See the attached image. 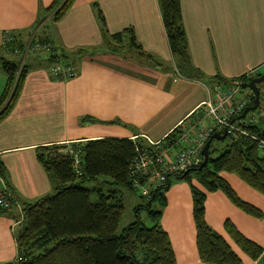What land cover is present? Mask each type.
Masks as SVG:
<instances>
[{"label": "crops", "instance_id": "crops-1", "mask_svg": "<svg viewBox=\"0 0 264 264\" xmlns=\"http://www.w3.org/2000/svg\"><path fill=\"white\" fill-rule=\"evenodd\" d=\"M53 2L0 0V57H22L20 63L26 71L14 107L0 121V163L19 208L53 192L49 175L36 159L38 147L61 146L67 152L75 144L103 138L163 146L174 130L186 129L198 118L203 125L210 122L202 106L208 99L205 83L174 77L156 0H74L56 22L52 14L46 13ZM180 10L195 69L208 77L219 75L229 81L261 73L264 0H180ZM38 21L40 24L35 26ZM126 29L133 31L136 43L160 67L139 62L127 47V39L119 53L106 50L109 36ZM5 32L25 47L36 41L50 44L52 51L8 55L3 51ZM80 50L83 53L75 67L76 76L64 79L53 74L52 53L73 55ZM5 86L6 76L0 70V96ZM258 87L264 101V84ZM242 96L248 99L247 94ZM221 175L236 195L259 209L263 217L245 213L223 192L216 191L207 193L205 221L228 242L242 264H264V195L233 174ZM181 190L180 208L166 206L161 227L170 239L175 264H205L196 247L191 192L188 188ZM168 210H183L186 223H179V212L171 217L176 221L170 223ZM18 212L15 208L0 215V263L16 257V247L13 255L10 252V242L13 229L19 225ZM226 220L262 248L256 260L234 244L225 230Z\"/></svg>", "mask_w": 264, "mask_h": 264}, {"label": "trees", "instance_id": "trees-1", "mask_svg": "<svg viewBox=\"0 0 264 264\" xmlns=\"http://www.w3.org/2000/svg\"><path fill=\"white\" fill-rule=\"evenodd\" d=\"M156 1L173 59V70L184 79L214 86L230 85L238 81L245 83L260 75L242 76L229 81L219 75L208 77L195 69L188 53L180 0ZM73 3L74 0H54L46 13L52 14V20L56 22ZM98 17L103 25L101 13H98ZM109 39L106 44L107 51L119 53L127 39V47L133 51L139 62L160 67L136 43L131 29L110 35ZM24 48L25 45L15 37L11 43L3 44V51L8 55L14 54L15 50L19 51L17 55L24 54ZM59 53H52L50 60L59 57L76 67L83 51L73 55ZM0 70L6 76V86L0 96L2 121L11 112L20 95L26 71L23 63L19 64L16 60L5 57H0ZM244 90L248 89H241L242 92ZM247 97L248 104L251 105L253 95L249 90ZM260 100L263 101L261 96ZM263 109L264 107L261 108L260 114ZM260 114L254 121L243 126L248 135H227L230 142L220 149V154L216 157H212V154L219 150L216 147L218 140H213L209 146L207 164L201 171L190 172L182 178L189 180L191 173H194L202 187L197 189L190 184L196 247L200 261L205 264H242L228 242L205 221L207 193L221 191L232 204L245 213L256 218L263 217L259 209L241 200L221 175L233 174L247 186L264 195V159L259 155L257 144L251 138L255 136L264 139V116L260 117ZM222 132L223 130L219 131ZM181 134V130H174L166 137L163 146L179 149L181 145L178 139ZM137 145L141 149L148 148L141 140L114 138L90 140L84 145L75 144L67 152H63L61 146L38 147L36 159L49 175L54 185L53 192L32 203L22 204L21 213L25 225L15 240L16 257L13 263L175 264L170 239L159 222L161 209L166 205L163 190L169 188L170 176L164 186L157 188H149L147 178H144L143 184H147L148 194H139L137 189L133 188L129 176ZM4 172V166L0 163V178L3 180ZM5 184L7 185L6 182ZM124 191L137 194L143 202L136 209L135 220L119 233L124 213ZM154 203L161 207L152 209ZM138 210L146 212L152 221L151 226L142 222ZM4 214H7V211L0 209V215ZM224 226L234 244L251 260L260 256L262 248L246 239L230 221L226 220Z\"/></svg>", "mask_w": 264, "mask_h": 264}, {"label": "built area", "instance_id": "built-area-1", "mask_svg": "<svg viewBox=\"0 0 264 264\" xmlns=\"http://www.w3.org/2000/svg\"><path fill=\"white\" fill-rule=\"evenodd\" d=\"M13 40L14 37L11 33H3V44L11 43ZM40 51H52V47L48 43L35 41V43H29L24 48V55ZM17 53L19 51L15 50L14 54ZM51 69L55 76L64 79L76 76L75 66L69 65L63 59L56 58ZM246 76H251V74ZM174 77L175 79H184L176 70ZM240 85L241 81L233 82L226 89H223L220 85L209 86L205 84L208 99L202 106L204 114L210 118V122L203 125L202 119L198 118L190 123L188 128H178L182 131L178 139L181 145L179 149H173V152H170L172 148L164 147L160 143H149L151 147L146 149H141L138 145L135 146V156L129 170V176L133 188L137 189L139 194H148V186L143 184L144 178H153L154 186L157 188L164 186L169 176L181 175L187 169L197 168L202 162V147L215 131L225 129L227 135L232 137L237 134L248 135L243 126L254 121L255 116L253 114H247L244 119L233 121L249 106L246 97H238L242 93ZM251 138L256 142L259 155L264 159V139L255 136H251ZM15 208H18L20 217L22 215L21 208L18 207L4 180L0 178V209L9 212ZM19 223V221L16 222V224Z\"/></svg>", "mask_w": 264, "mask_h": 264}, {"label": "rangeland", "instance_id": "rangeland-1", "mask_svg": "<svg viewBox=\"0 0 264 264\" xmlns=\"http://www.w3.org/2000/svg\"><path fill=\"white\" fill-rule=\"evenodd\" d=\"M10 58H12L13 60H16L17 62H19V64H21L20 63L21 62L20 60H22V57L19 58L17 56H13V57H10ZM260 74H264V67L261 68V73ZM263 84L264 83H262L261 85H263ZM242 93L243 94H247L248 93V90H244V92H242ZM242 93H240L238 95L239 98L243 97L242 96ZM262 107H264V101H261V108ZM261 108L260 109H257L253 113H249V114H253V115H255V117L256 116H259L260 111H261ZM229 142L230 141H229V138L228 137L225 140L224 139L223 140H218V143L216 144V147L219 148V150H217L216 152H214L212 154V157L218 156L220 154V149L224 148V146L227 145ZM147 179H148L147 180V184H148V186H150L149 188H151V187L155 188V186H154V179L151 178V177H148ZM169 184H170L169 185V188L166 191L163 190V196L165 198L166 205H165V207H163L161 209L162 212L164 211V209H166L168 207V205H169L170 209H172V210H175V209H179L180 208L181 200H182V197L180 196L182 194V190L181 189H184V188L190 189V184H192L197 189H202L201 185L197 182L196 176H195L194 173H191L189 180H186V179L177 180L173 176H170L169 177ZM168 193H170L169 196H168ZM168 201H169V203H168ZM142 202H143L142 199L139 198L137 194H133L130 191H124V213L122 215V219H121V222H120V225H119V229H118V232L119 233L129 223H131V222H133L135 220L136 209L138 208L139 205L142 204ZM159 207H161V206H158L157 204L154 203L153 206H152V209H158ZM172 210H168V212H167V214L169 216L170 223L173 220L171 217L176 212H179V213H181V215L178 218V221H179V223L181 225H184L186 223V221L183 220V218H184L183 210L182 211H179V210L172 211ZM138 212H139V215L138 216L141 218L142 222L146 226H151L152 225V221L149 220L148 216L146 215V212L144 210H138ZM18 221L20 223L21 222L22 223L21 224L19 223L20 225H17L13 229V235H12L11 242H10V252L12 253V255L15 253V247H16L15 240L19 236V233L21 234L22 229H23V227L25 225V221L23 220V215H21L18 218ZM173 221H176V219L173 220ZM159 222H160V225H161V218L159 219Z\"/></svg>", "mask_w": 264, "mask_h": 264}, {"label": "water", "instance_id": "water-1", "mask_svg": "<svg viewBox=\"0 0 264 264\" xmlns=\"http://www.w3.org/2000/svg\"><path fill=\"white\" fill-rule=\"evenodd\" d=\"M264 83V74H260L254 78H252L249 82H245V83H241V88L242 89H248L252 95H253V100L251 105H249L248 107H246L242 113L236 117L233 121L236 120H241L244 119L246 117L247 114L249 113H253L254 111H256L257 109L261 108V100H260V89H259V85ZM264 116V109L262 111V113L260 114V117ZM232 121V122H233ZM227 137V131L224 129L222 133H213L209 139L204 143L202 150H201V156H202V162L201 164L197 167V168H190L187 169L186 171H184L181 175H178L177 177H174V175H172L174 178L176 179H182L184 178L187 174H189L190 172L193 171H201L202 168L207 164L208 162V157H209V146L211 144V142L213 140H223ZM1 264H14L13 261H9L6 263H1Z\"/></svg>", "mask_w": 264, "mask_h": 264}]
</instances>
